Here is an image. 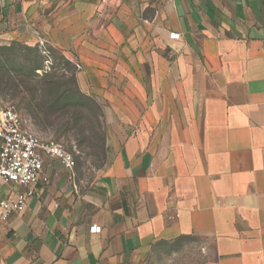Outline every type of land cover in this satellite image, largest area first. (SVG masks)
Masks as SVG:
<instances>
[{
	"label": "crops",
	"instance_id": "obj_1",
	"mask_svg": "<svg viewBox=\"0 0 264 264\" xmlns=\"http://www.w3.org/2000/svg\"><path fill=\"white\" fill-rule=\"evenodd\" d=\"M17 43L73 68L101 157L86 182L45 156L49 183L0 221L6 264H152L187 241L191 264H264V0H0ZM26 190L0 178V201Z\"/></svg>",
	"mask_w": 264,
	"mask_h": 264
},
{
	"label": "rangeland",
	"instance_id": "obj_2",
	"mask_svg": "<svg viewBox=\"0 0 264 264\" xmlns=\"http://www.w3.org/2000/svg\"><path fill=\"white\" fill-rule=\"evenodd\" d=\"M35 49L23 44H15L10 48L0 47V105L15 107L25 121L26 129L41 142H55L66 151L74 153L80 169L79 176L88 182L92 177L91 162H87L90 160L89 155L95 154V162L101 157L97 147L100 130L98 108L78 92L74 70L60 55L44 49L46 55L41 47L37 54ZM36 67L40 70L34 72ZM33 74L39 76L38 80ZM49 80L55 82L51 86L56 101L55 111L48 122L39 121L36 118L38 102L33 87L37 81L42 86ZM43 100L47 103L49 99L45 97ZM195 245L187 241L173 247L166 246L153 256L152 264H181L186 259L192 263L191 254ZM174 251L179 252V257H173L171 253ZM167 254L170 259L165 256Z\"/></svg>",
	"mask_w": 264,
	"mask_h": 264
},
{
	"label": "built area",
	"instance_id": "obj_3",
	"mask_svg": "<svg viewBox=\"0 0 264 264\" xmlns=\"http://www.w3.org/2000/svg\"><path fill=\"white\" fill-rule=\"evenodd\" d=\"M172 39H179V34H171ZM44 44L40 47L44 50ZM47 55V51L44 50ZM25 121L15 107L0 105V178L26 187L14 199L0 201V221H6L15 212L22 209L28 198L34 195V187L48 184L49 177L44 171L45 156L58 160L66 170L73 173L75 159L55 142L43 143L28 131ZM93 232L97 226H93ZM0 264H6L0 255Z\"/></svg>",
	"mask_w": 264,
	"mask_h": 264
},
{
	"label": "trees",
	"instance_id": "obj_4",
	"mask_svg": "<svg viewBox=\"0 0 264 264\" xmlns=\"http://www.w3.org/2000/svg\"><path fill=\"white\" fill-rule=\"evenodd\" d=\"M13 45H15V44H12L10 46H4V47L10 48ZM16 45H18V43ZM0 47H2V46H0ZM34 48H36L35 50H36L37 54H39L40 53L39 47H34ZM63 60H65V59L63 58ZM68 65H69V63H68ZM37 70H40V68H38V67L34 68V72H36ZM73 77H74V75H73ZM34 78H37V80H38L39 76L34 75ZM44 78H46V75L44 76ZM40 80H43V78L39 79V81ZM39 81H37L36 85L33 87L34 97H35V100L38 102L37 106H36V118L39 121L43 120V121L48 122L50 120V118L53 116V113L55 111L56 101L54 100V98L52 96V91H51V86L55 85V82L50 81V80L49 81H45L44 84L41 86ZM74 82L76 84L75 77H74ZM76 88H77V86H76ZM77 90H78V92H80V90L78 88H77ZM80 94L83 97H85L86 99H88L91 102H93L90 98H88L87 96H85L81 92H80ZM45 97L47 99H49L47 103H45L44 100H43ZM98 111H99V108H98Z\"/></svg>",
	"mask_w": 264,
	"mask_h": 264
}]
</instances>
